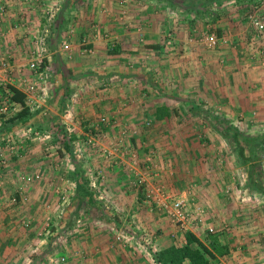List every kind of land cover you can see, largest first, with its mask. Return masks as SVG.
<instances>
[{
	"label": "crops",
	"instance_id": "1",
	"mask_svg": "<svg viewBox=\"0 0 264 264\" xmlns=\"http://www.w3.org/2000/svg\"><path fill=\"white\" fill-rule=\"evenodd\" d=\"M1 4L6 11L0 16V58L9 57L14 68L9 80L0 71V97L4 82L22 89L20 79L30 74L37 37L48 27L55 37L43 59L53 93L46 104L48 113L32 110L31 117L15 124L7 122L10 116L0 115V144L11 135L19 140L16 151L4 150L8 163L0 171V264H49L63 251L69 264H146L122 245L110 248L109 222L123 216L150 227L161 249L180 245L178 239L186 243L185 232L175 239L178 230L166 215H153L138 202L139 194L128 182L135 187L137 179H130L128 171L130 161L137 162L134 158L122 155L110 163L94 153L96 161L83 163L85 173L79 161L66 164L53 157V146L50 157L41 142L24 143L20 137L33 123L87 137L101 115L132 125L152 121L148 129H135V140L148 138L157 148L155 160L176 170L177 190L194 179L203 186L208 225L225 233L221 242L229 247L220 264H264V209L239 198L238 151L224 144L217 129L219 122L242 119L247 134L256 135L255 128L264 124V29L248 17L255 12L264 22V0H0ZM55 5L58 15L49 19ZM213 32L222 40L218 46L205 39ZM84 39L93 52L85 50ZM200 121L206 122L201 128L206 143L199 139ZM105 129L117 133L112 126ZM220 154L226 158L222 166L217 161ZM103 167L107 177L86 193L82 183H90L92 172ZM36 172L41 179H33ZM247 180L246 186L251 185ZM227 185L234 192L230 198L223 191ZM66 195L71 205L63 204ZM105 196L111 199L109 207L101 200ZM241 207L246 209L244 218L238 216ZM51 216L60 219L58 227L48 238L39 237ZM240 235L246 236L242 239L247 240V251L237 245ZM84 249L90 252L82 258L77 250Z\"/></svg>",
	"mask_w": 264,
	"mask_h": 264
},
{
	"label": "rangeland",
	"instance_id": "2",
	"mask_svg": "<svg viewBox=\"0 0 264 264\" xmlns=\"http://www.w3.org/2000/svg\"><path fill=\"white\" fill-rule=\"evenodd\" d=\"M36 1H39V0H36ZM56 7L57 6L55 5L51 9V10L55 9L56 11V12L53 11L55 12L54 16L58 15L57 12L59 8L58 7L56 8ZM49 19H50V16H49ZM51 31H52L51 27H48L46 28V30L43 31L44 32L43 35H39V36H47V45H46L47 51H49L50 38L53 39L55 37V31H54L53 37L50 36ZM37 42L38 40L36 39V42L34 45L35 47H38ZM33 49L34 47H32V50ZM42 65L43 67H45L44 62L42 63ZM45 74H46V71H45ZM31 77L32 76H30V78ZM50 77L51 76L46 78L48 90L50 88L48 84V78L50 79ZM52 97H53V93L51 90H49L48 100L53 99ZM48 103L49 101L47 102V104ZM34 112H36V110H34ZM102 117H107V123H103ZM197 123L198 124L196 127L198 128V131L200 133L201 132L203 133L202 136L199 137V139L201 140V142L206 143L208 137L205 135L204 131H202L203 129L201 130L203 126H206L205 124H203L206 122L200 121ZM151 125H152V121H150L149 119L144 121L141 125H132L130 124L129 121L120 122L119 120L115 118H111L106 115H101L99 117V122L97 123V125L92 126L91 129L89 130L90 134H88L87 137H86V134L83 137H78L72 134L73 131L71 129L57 130V128L54 126L46 128V127H41L40 125H36L34 123L29 124V126H31L33 129H46L50 131L51 137L47 138L45 142L46 144H49L51 148L52 146L55 148L54 149L56 153L54 154L55 156L52 155V152H53L52 149L47 150L48 145H46L43 140L37 139L35 138V136L34 137L31 136L30 138H25L21 134H20V137L24 143H29V141H32V140L41 142L43 146L45 147L44 152L46 151L45 152L46 155H49L50 157L52 156L59 157L58 159L62 160L66 164H74L75 162L79 161L77 163L82 164L81 168L85 173L88 170L86 169L87 167L84 168L83 163L85 162L90 163V162L96 161L95 156H93L94 153L96 155H100L99 158L101 159L103 158L102 159L103 162L105 161V162H110V163H115L116 158H119V160H121L122 155L125 156V159H128V160H132V158H134V160H136L137 162L134 163L133 160L130 161L132 162V164L129 165L128 171L131 174L129 177L130 179L132 180L137 179L135 181V187H132L131 182L133 181L128 180V182L130 183L131 188L135 189L137 193L139 194L138 202L141 203L140 204L141 206L146 204L144 208H147L151 213H153V215H156V214H158L159 216L162 214L166 215L169 220V223L173 227H176L178 230V231H175V239L177 236L176 234H179V235L181 234L180 236H182V233L186 232V230L188 229V226H186L185 228L179 226L174 220L170 218V216L167 213L168 212L167 210L169 209V205L172 201L171 199L177 196L187 198L188 204L190 205L192 210H195L196 208L204 209L203 213L205 214V219H204L205 226L202 228L204 230L200 229L194 232H197V231L199 233L205 232V234L208 232V233L217 234L218 236L221 237V235L225 233H220L219 230H217L215 225L210 224L211 226L214 227V231H209V229H207L208 228L207 227L208 211L204 203L203 195L201 194L203 186L199 184L198 179H194L193 181H191L190 184L183 190L182 189L177 190L176 182H174L176 170L169 166L168 168L165 166H161V164H159L155 160V157L157 156V148L154 147V145L152 146L151 144L147 142L148 138L140 137L139 141L135 140L136 135L138 134L136 133L135 129L137 128L148 129L147 127H150ZM109 126H112L115 129L114 131H116L117 133L109 134L108 132H106L105 128ZM117 126H119L120 130H117L119 129ZM102 127L103 128L105 127L104 131L102 130ZM246 128H247L246 122L244 124L242 119L233 120V121H225V122L222 121V122H219L217 125V129L220 132L222 131V133L224 134V135L222 134V136L221 134L219 135L220 139L224 142V144H229L232 149L234 150L237 149L238 151V154L236 153L237 154L236 157H237V160L240 166V170L242 172L241 173L239 170L237 173V177L240 183V187L238 188L239 198L243 201V203H248V202L250 203L252 202L256 204L259 203L258 206L264 209V191H257L253 189L251 185L246 186L248 184L247 177H249L250 172H251L250 171L251 165L245 162V158L242 157L241 152H240V149L243 148L245 149V152H247L246 155L247 154L249 156L253 155L252 157L254 158L251 161V163L253 164V166L254 165L256 166L255 167L256 169H260V172H261L260 174H261L263 187H264V124L262 123L258 125L257 128H255L256 130L254 131H257L256 135H248ZM92 130H95V131H92ZM90 138H92L93 140L89 141ZM18 142L19 140H17V143ZM17 145H19V143ZM224 159L226 158H224V156L222 157L221 154L217 156V161L221 164V166L225 164ZM135 166L137 168H135ZM242 167H243V170H242ZM105 168L106 167H103L102 169L98 168L95 171L96 173L92 172V176L89 177V178H92L89 180L90 183H86V182L84 183V190L87 191L88 194H91L90 190H94L99 187L98 180H103L107 177L106 173L103 170ZM96 174H97V177H96ZM194 174H196V172H194ZM86 175L87 174H85L84 177ZM143 179H145V181H143ZM74 186L75 185H72L71 187H74ZM247 187H248V191H247ZM75 188L76 187H74L73 190L76 193ZM156 189H160L158 193V199L155 197V193H153V191L156 192ZM223 191L225 192L224 195L229 196V198L234 195L233 188L231 187V185H227L226 187H224ZM149 193L153 194L152 197L150 198L147 196ZM100 196L101 195H98L97 198L99 199ZM101 200L103 201V203L106 204L107 207H109L112 204L111 199L107 196H105L104 199L102 197ZM245 201H248V202H245ZM164 203L165 204L167 203L168 206L165 207L163 205ZM70 205H71V202H70ZM106 206L105 208H107ZM159 206H161L162 208H160ZM109 210H112V207ZM114 212H117L116 209L114 210ZM245 212H246V209L241 207V209L238 212L239 213L238 216H240V218H244V216L246 215ZM118 214H121V213H118ZM63 215H64V212L61 214L60 218H62ZM120 216H123V215H120ZM71 218L72 217H68V221H70ZM103 221H105V219ZM78 222L81 223L82 222L81 219ZM109 223H112L110 225V227L112 228V230L110 231V234L112 236L109 239V244L111 246L110 247L111 249L114 250V248L121 247L122 245L123 248H128L129 250H131L132 251L131 253L136 258L139 256V258L145 259L147 261L146 264H157L156 261H159V260L157 259L156 256L158 252L161 250V248L159 245L156 244L155 233L150 227L144 225L142 221H134L133 217L127 219L125 216H123L122 219L118 217V220H114ZM228 226L230 227V225ZM228 226L225 225V227L229 228ZM226 234L229 235V238L231 237L230 233H226ZM150 237L153 239V242L151 244L149 243ZM200 237L203 238L204 235L202 236L200 235ZM242 237L246 238V236L240 235L239 239L236 241L237 245L241 246V250L247 251L246 250L247 248L245 247L247 246V240L246 239L243 240ZM226 239L229 240L228 238ZM180 240L181 239L177 240V244L182 243ZM64 244H65V241H64ZM152 244L154 247H151ZM96 247L99 248L100 245L98 244ZM60 250L63 251V249H60ZM89 252L90 251H85V249L79 250V251L77 250V253H79L78 256L82 258L87 257L89 255ZM61 256H65L64 251ZM65 257L67 260L66 261V264H67L68 258L67 256ZM117 261L119 263L116 262L115 264H122L120 260H117ZM213 262L214 264H220V257H218V259L214 260Z\"/></svg>",
	"mask_w": 264,
	"mask_h": 264
},
{
	"label": "built area",
	"instance_id": "3",
	"mask_svg": "<svg viewBox=\"0 0 264 264\" xmlns=\"http://www.w3.org/2000/svg\"><path fill=\"white\" fill-rule=\"evenodd\" d=\"M124 1V0H122ZM5 5H0V16L5 11ZM54 16V12L51 11V16ZM248 17L250 21L253 23L254 26H256L258 29L263 30L264 29V22L257 16L255 12H249ZM171 37V35H170ZM205 39L207 43L210 46H218L220 42L222 41L221 38L216 33H210L205 36ZM38 40V47H34V49L31 51V60L29 63L30 68V74L27 77H24V79H20V85L21 90L25 93L26 97V104L31 110H39L42 113L46 114L48 113L47 109V102H48V89H47V83L46 78L47 75L45 74L44 67L42 65L43 59L45 55L47 54V36H39L37 38ZM171 40V39H170ZM225 41V40H223ZM84 45L85 50L89 53L93 52L92 48L87 47V39H84ZM65 47L68 48V45L65 44ZM13 64L9 57H1L0 58V71L8 74L7 80L11 79V73L13 71ZM11 74V75H10ZM30 76H32L30 78ZM3 81V80H2ZM8 84V83H7ZM6 83H2L1 86H5ZM20 104L11 101L10 98H4L0 97V115L4 116H11L13 114H16L19 109ZM103 123H107V117H102ZM100 134V133H99ZM21 135L25 138H30L31 136H35L37 139H41L45 142L47 138H50V131L46 129H33L31 126H27L21 130ZM93 139L90 138L89 141H92ZM17 141L13 135L8 136L6 140V144L2 145L0 144V171L3 166L7 165L8 158L4 153L5 149L9 150H17L19 147L17 145ZM46 144V142H45ZM47 150L52 149L49 144H46ZM33 176L31 178L33 179H41L42 175L38 172L33 173ZM104 177V176H103ZM145 181V179H143ZM160 189H156L155 197L158 199V193ZM152 192V191H151ZM153 194H148L147 196L150 198ZM63 204L68 205L69 198L68 196H63ZM171 198V197H169ZM171 203L169 205V209L166 211L170 218L174 220L179 226L185 228L188 226V229L186 231L194 232L196 230H200L205 226V214L204 209L196 208L195 210H192L190 205L188 204L187 198L184 197H175L171 199ZM159 204V202H158ZM165 207L168 206L167 203L163 204ZM162 208L161 206H159ZM60 219H55L52 216L48 217L46 220V223L43 227V229L39 232V237L41 238H48V236L52 233H54L53 227H58V222ZM188 224V225H186ZM207 229L209 231H214V227L211 225H207ZM153 242V239L149 238V243L151 244ZM151 247H154L153 244ZM156 249V248H154ZM66 257L61 255L53 256L52 260L49 264H66ZM157 264H161L159 261H156Z\"/></svg>",
	"mask_w": 264,
	"mask_h": 264
},
{
	"label": "trees",
	"instance_id": "4",
	"mask_svg": "<svg viewBox=\"0 0 264 264\" xmlns=\"http://www.w3.org/2000/svg\"><path fill=\"white\" fill-rule=\"evenodd\" d=\"M3 90V97L10 98L21 105V109L10 116L7 122L15 124L18 120L28 119L32 115V110L27 106L25 93L13 84H6ZM242 157L250 166L249 180L251 187L257 191H264L260 169H256L251 163L254 157L246 155L245 149H240ZM84 184V183H82ZM84 188V185H82ZM87 193V191H86ZM186 243L172 244L161 249L157 254V259L161 264H214V260L228 253V245L221 242V237L217 234L206 233L200 237L191 231L185 232Z\"/></svg>",
	"mask_w": 264,
	"mask_h": 264
}]
</instances>
